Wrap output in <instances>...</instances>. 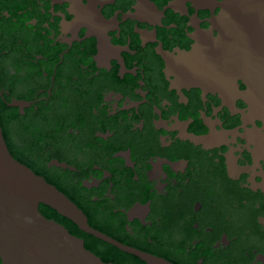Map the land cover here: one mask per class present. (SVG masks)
<instances>
[{"label": "flooded vegetation", "instance_id": "flooded-vegetation-1", "mask_svg": "<svg viewBox=\"0 0 264 264\" xmlns=\"http://www.w3.org/2000/svg\"><path fill=\"white\" fill-rule=\"evenodd\" d=\"M222 3L0 0L8 150L107 239L58 222L106 264H264L262 102L169 66L220 40Z\"/></svg>", "mask_w": 264, "mask_h": 264}, {"label": "water", "instance_id": "water-1", "mask_svg": "<svg viewBox=\"0 0 264 264\" xmlns=\"http://www.w3.org/2000/svg\"><path fill=\"white\" fill-rule=\"evenodd\" d=\"M221 38L213 46L181 53L169 64L185 83L222 93L248 83V97L264 107V0H223L218 17ZM40 205L51 208L80 230L107 240L92 230L83 212L57 188L16 161L0 124V259L3 264H106L88 251L82 240L49 220ZM137 255L147 264H170Z\"/></svg>", "mask_w": 264, "mask_h": 264}, {"label": "trees", "instance_id": "trees-1", "mask_svg": "<svg viewBox=\"0 0 264 264\" xmlns=\"http://www.w3.org/2000/svg\"><path fill=\"white\" fill-rule=\"evenodd\" d=\"M41 212L47 219H55L57 222H62V219L64 218L60 216L57 212L52 210L51 208L46 207L44 205H41Z\"/></svg>", "mask_w": 264, "mask_h": 264}]
</instances>
